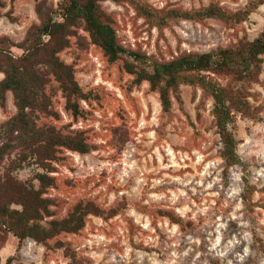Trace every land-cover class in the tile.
Returning a JSON list of instances; mask_svg holds the SVG:
<instances>
[{"label": "rangeland", "instance_id": "obj_1", "mask_svg": "<svg viewBox=\"0 0 264 264\" xmlns=\"http://www.w3.org/2000/svg\"><path fill=\"white\" fill-rule=\"evenodd\" d=\"M4 1L0 39H10L16 56L24 51L19 43L28 29L41 21L38 3L61 10L68 2ZM253 1L101 3L122 45L167 61L233 46L264 31V2L238 23L217 17L189 19L173 10L194 13L216 3L234 12ZM138 5L150 8L154 16L141 12ZM59 56L74 66L76 79L90 97L80 101L83 113L75 117L52 79L47 91L59 116L36 112L37 121L64 133L81 132L93 148L80 153L63 147L59 152L52 173L55 185L47 193L54 200L53 217L67 216L80 201L121 210L110 218L91 214L79 232H62L49 245L31 238L20 242L9 233L0 248V264L11 255L24 264H264V65L259 82L249 89L258 113L254 118L239 116L236 123L242 165L231 167L225 177L213 98L198 84L182 83V106L172 96V107L164 112L159 92L148 81L134 84L125 59L110 61L83 24ZM217 78L224 85L231 79ZM6 96L5 107L0 104V125L17 113L13 93ZM32 167L26 165L15 174L30 180ZM58 241L71 249L77 262L65 247L57 246Z\"/></svg>", "mask_w": 264, "mask_h": 264}, {"label": "trees", "instance_id": "obj_2", "mask_svg": "<svg viewBox=\"0 0 264 264\" xmlns=\"http://www.w3.org/2000/svg\"><path fill=\"white\" fill-rule=\"evenodd\" d=\"M105 0H68L62 9L41 1L37 13L41 19L27 31L19 46L24 49L20 56L10 50L7 37L0 39V104L6 105L7 92L11 91L17 113L0 125V248L7 234H14L20 242L31 238L49 245V240L62 232L77 233L86 225L89 215L110 218L118 214L120 206L102 208L93 201H80L63 218H55L51 206L54 200L47 196L55 185L54 162L63 147L86 153L93 148L81 133H64L50 124H39L37 113L58 117L52 109L48 84L54 79L66 99L65 108L75 117L83 113L81 100H87V92L76 79L74 66L60 58L59 53L70 45L76 28L83 24L93 43L100 46L110 61L125 59L124 66L134 75L133 83L148 81L152 90L158 91L164 112L172 107V96L183 104L180 85L198 84L213 98V115L220 136V155L224 160V174L234 165H242L238 152L236 123L239 116L254 118L249 89L259 82L264 65V31L253 39H240L235 45L219 47L207 52H189L171 60L159 61L151 56L122 45L117 38L112 17L102 7ZM115 2L125 0H113ZM264 0H256L245 8L229 12L216 3L203 10L174 14L184 18L217 17L229 23L248 18ZM6 6L0 0L1 8ZM141 12L154 16V12L138 5ZM58 16L60 19H58ZM217 76H230L226 85ZM15 154L8 165L5 161ZM26 165L32 167L30 180H22L15 171ZM178 222V221H177ZM67 254L77 262L75 255L62 241ZM5 264H24L11 255ZM211 264H219L216 261Z\"/></svg>", "mask_w": 264, "mask_h": 264}]
</instances>
